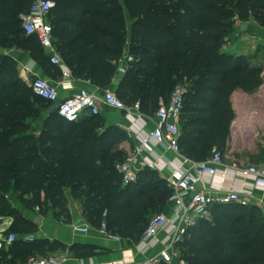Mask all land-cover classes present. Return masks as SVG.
I'll return each mask as SVG.
<instances>
[{
    "label": "trees",
    "instance_id": "trees-1",
    "mask_svg": "<svg viewBox=\"0 0 264 264\" xmlns=\"http://www.w3.org/2000/svg\"><path fill=\"white\" fill-rule=\"evenodd\" d=\"M55 2L49 14L54 43L76 77L108 88L124 57L131 55L115 92L125 104L139 102L141 111L155 113L159 100H168L175 86L186 81L182 152L193 160L194 150L205 153L225 146L233 116L231 96L237 89L256 90L262 84V69L249 56L222 48L238 20H255L264 27V0ZM31 4L32 0H0V45L25 49L47 65L38 38L22 27L20 17ZM18 72L11 57L0 55V217L12 220L5 233L33 235L38 229L7 194L16 192L26 207L37 208L43 216L52 207L55 217L61 218L69 217L70 189L83 201L93 225L100 228L106 221L112 234L141 239L150 218L169 204L171 191L153 170L140 172L135 183L125 184L116 167L124 153L114 151L120 135L101 134L100 115L68 122L58 112L50 113L52 103L37 96ZM31 117L42 123L38 134L20 132L29 127L24 120ZM211 215L180 244L186 264H264L260 206L216 204ZM57 249L66 246L19 238L0 255H23L24 260V254ZM72 249L75 256L88 252L81 244Z\"/></svg>",
    "mask_w": 264,
    "mask_h": 264
},
{
    "label": "crops",
    "instance_id": "crops-1",
    "mask_svg": "<svg viewBox=\"0 0 264 264\" xmlns=\"http://www.w3.org/2000/svg\"><path fill=\"white\" fill-rule=\"evenodd\" d=\"M131 23L129 22V24ZM243 24L240 20L236 22L238 34L234 33L235 38L232 36L229 38L222 48L223 52L247 56L252 52V46L246 42H241L247 34V23H245V27ZM240 35L242 36L239 37ZM44 51L49 61L47 65H43L25 49L8 48L0 45V55L9 56L17 63L19 77L24 82L28 84L34 76L43 77L57 86L61 98H67L84 89L101 100L105 90L117 91L125 74L121 70V67L126 65L123 63L108 88H100L90 81L76 77L74 74L72 78L64 80L63 66L52 64L50 52ZM58 53L60 54L59 51ZM253 65L262 69V84L252 92L237 89L232 94L230 100L233 116L230 121L226 144L221 148L224 151L222 165L218 167L216 175L207 176L204 181L210 188L222 189V192L228 190L245 191L251 196L250 202L260 206L264 211V186L258 185L252 175H245L243 172L249 166H256L264 171V65ZM90 116L83 115L80 120ZM100 118L102 119L100 133L108 134L114 131L119 134L121 139L115 145L114 151L122 152L124 156L145 138H149V147L141 155L137 169L139 173L146 170L157 172L159 181L171 191L168 187V181L181 173L186 165H184L182 157L152 137V132L156 126L154 112H143L141 109L129 112L102 104ZM210 153V149L205 153L194 150L193 161L204 162ZM183 155L187 157L185 153ZM66 195L69 217H55V211L50 207L47 214L41 218V225L38 226L36 233L33 234L37 241H45L49 245L61 243L66 246V250H47L36 252L37 254L63 253L68 258L63 264H117L124 259L142 260L151 257L163 248L162 241L167 237L165 230L159 233L155 247L147 252H143L139 245L140 239L123 238L114 234L113 237H109L100 234L99 228L89 222L86 217L83 201L75 199L71 195L70 189L66 190ZM161 212L170 214L169 204ZM11 222L10 218L0 217V232L8 230ZM85 222L91 225V231L88 234H79L73 230L74 224ZM75 244L84 245L87 248V254L75 256L72 249Z\"/></svg>",
    "mask_w": 264,
    "mask_h": 264
},
{
    "label": "built area",
    "instance_id": "built-area-1",
    "mask_svg": "<svg viewBox=\"0 0 264 264\" xmlns=\"http://www.w3.org/2000/svg\"><path fill=\"white\" fill-rule=\"evenodd\" d=\"M55 6V0H32L30 9L23 13L20 18L26 34L38 38L41 46L50 52V62L57 66H63V79L68 80L73 77V73L56 49L53 25L49 20V14ZM132 60L131 55L124 57L122 64L126 65L121 67L123 73L126 72V67ZM28 85L40 98L50 103L57 102L59 104V116L68 122H77L83 115H100L102 104L129 112L140 109L139 102L127 105L114 91L109 89L105 90L103 98L99 100L94 94L84 89L67 98H61L57 86L39 76L32 77ZM188 89L185 82L178 83L168 100L164 98L159 100L154 113L156 126L152 132V137L182 157L184 165H186L181 173L168 181V187L171 189L169 200L171 213L159 212L153 215L140 239L139 245L143 252H147L155 247L159 233L165 230L167 237L162 241L163 248L151 257L142 260L124 259L117 264H161L162 262L186 264L182 259L180 244L192 228L203 221L211 220V209L214 205L231 203L248 205L251 203V196L245 191L228 190L222 192V189L210 188L204 181L207 176L216 175L218 167L222 165L224 152L221 149L214 147L211 156L204 162H195L183 155L180 147V120ZM149 144V138H145L117 163L116 167L125 184L135 183L138 180L139 170L137 166L140 163L141 155L149 147ZM243 172L245 175H252L258 185L264 186L263 170L256 166H249ZM73 230L79 234H88L91 231V225L86 222L74 224ZM5 232L6 230L0 232V250L8 249L13 242L19 239L16 233L6 234ZM99 232L104 236H114L108 231L106 221L101 224ZM34 238V235H27L24 240L32 241ZM67 259L65 255L59 257L34 256L23 264H63Z\"/></svg>",
    "mask_w": 264,
    "mask_h": 264
},
{
    "label": "rangeland",
    "instance_id": "rangeland-1",
    "mask_svg": "<svg viewBox=\"0 0 264 264\" xmlns=\"http://www.w3.org/2000/svg\"><path fill=\"white\" fill-rule=\"evenodd\" d=\"M234 33L238 34V29L236 27ZM232 34V37L235 38V34ZM246 35L245 37H243L244 39H242L241 42H246L248 43V45L252 46V52L249 53V57L252 60L253 64H260V65H264V27L261 26L258 22H256L255 20H250L247 22V28H246ZM242 35H240L239 37H241ZM232 40V39H231ZM185 83L188 85L189 88V83L185 81ZM24 123L26 124V126L29 127H21L20 132H33V131H37L40 126L42 125V123L40 122V120L35 119V118H30V119H26L24 120ZM38 134V131H37ZM6 197L8 198L9 202L17 207L22 213L23 215L28 219L34 222L35 219L37 218H42L43 215L39 214V211L37 208H28L26 207L23 202L21 201V199L19 198V195L16 192H11L9 194L6 195ZM99 228V227H98ZM9 232V230H8ZM11 233H16L18 238H22L24 239V237L27 236V234H21L18 232H12ZM35 240V239H33ZM32 240V241H33ZM64 255L63 253L60 252H52V253H41V254H37L36 252H30L27 255L24 254V256H27L24 260H22V256L20 257H16V256H2L0 255V264H23V262L28 258L31 257H49V256H62Z\"/></svg>",
    "mask_w": 264,
    "mask_h": 264
},
{
    "label": "water",
    "instance_id": "water-1",
    "mask_svg": "<svg viewBox=\"0 0 264 264\" xmlns=\"http://www.w3.org/2000/svg\"><path fill=\"white\" fill-rule=\"evenodd\" d=\"M243 27H245V23L243 24ZM58 107H59V104L57 102H53L52 105H51V108H50V113H55V112H58ZM34 222L40 226L41 225V218H37L34 220Z\"/></svg>",
    "mask_w": 264,
    "mask_h": 264
}]
</instances>
